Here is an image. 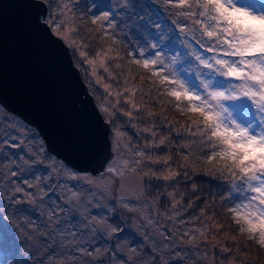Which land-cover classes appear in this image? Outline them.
<instances>
[{
	"label": "snow or ice",
	"instance_id": "1",
	"mask_svg": "<svg viewBox=\"0 0 264 264\" xmlns=\"http://www.w3.org/2000/svg\"><path fill=\"white\" fill-rule=\"evenodd\" d=\"M43 2L41 0L42 5ZM76 3L79 5V0ZM161 3L173 17L172 24L168 26L171 31L161 29L157 23L154 26L158 31L153 32L145 23L143 28L147 39L137 34L135 47L129 46L126 55L136 66V73L142 79L154 82L158 94L167 97L174 110L188 117L189 122L181 124L179 129H169L178 136L184 132L193 138L178 147L177 155L183 161L180 167L195 168V160L212 165L213 171L227 184L223 190L229 195L221 199L230 202L226 211L233 224L238 226L240 234L264 248V0H161ZM47 6L51 8L53 5L49 2ZM82 6L89 9L88 19L96 26L94 30L87 31L93 37H107L112 45H117L112 11L103 10L99 4L95 5L97 12L91 11L92 5L84 3ZM56 8V12L45 15L46 10L42 7L37 23L50 29L51 34L66 46L73 47L79 54L78 63L83 61L90 66V75L106 94L98 111L104 116L103 122L112 126L111 139L106 147L96 152L92 170L76 169L50 153L42 139L37 144L36 134L30 131L27 122L16 123L15 118L8 120L5 117L10 127L3 128L0 124V129H3L0 131V162L8 171L0 174V183L10 187L11 195L4 193L7 206L0 200V250L14 255L31 239L30 229H35L31 221L25 222V210H8L12 205L24 202L18 195L29 203H35L37 199L43 203L48 194L43 185L56 180L53 190H60L61 202L52 200L47 205V217L51 222L48 227L58 225L62 216L70 221L75 214L76 222L70 227L65 225V230L59 232L64 238L62 244L71 252L92 258L94 264H103L100 248L94 247L90 251L87 245L91 241L86 237L105 239L122 232L118 226L112 225V218L118 212L132 214L141 222L147 220L148 226H155L164 240L170 239L153 219L151 208L141 206L146 195L144 178L150 173L156 175V170L149 165L158 164L160 160L153 159L152 153L144 149H131L124 139L126 133L115 122L117 112L131 123L134 118H140L144 107L154 108L155 105H142L135 101L136 94L142 93L143 88L131 83L135 79L131 69L128 75L120 77L126 86L119 91L104 83L97 76V68H102L109 79L118 80L106 61L123 60L121 50L110 46L97 51L94 59L88 58L81 45L71 38L70 31H77L75 26L71 30L65 27V23L70 22L69 13L72 11L68 2L57 3ZM79 19L87 23L83 15ZM115 68L121 69L122 66L115 63ZM146 95L144 93L141 100ZM108 97H114V101H109ZM121 99L129 110L120 107ZM156 118L155 113H147V119L154 121ZM175 123L168 121L166 127ZM154 128L153 124L140 129L153 137L145 148H161L169 138L166 134L157 143ZM28 141L32 143L28 144L25 153L23 146ZM193 145L198 146L202 155L193 156L189 151ZM6 148H20L21 154L9 153ZM171 159L168 155L164 165L168 166ZM144 168L148 170L144 171ZM24 173L22 183L27 189H36L35 192L27 191L16 180L7 179ZM180 175L179 171H169L162 178L175 180ZM183 175L189 178L187 170ZM233 194L239 199L236 200ZM179 203L172 204V209H176ZM92 207L101 208L102 212L91 214ZM143 213L148 214L145 216ZM160 215L157 212V216ZM180 215L168 213L163 218L173 224L185 223L179 219ZM204 215V209H201V216ZM216 227L220 230L222 225ZM207 232L208 225L201 221V227L183 231L181 239L183 242V238H187L189 246L198 247L193 241L198 236L206 239ZM223 250L228 251L227 248ZM132 251L136 249L132 248ZM75 259L70 255L62 264ZM0 264H8V261L0 259ZM13 264H26V261H14Z\"/></svg>",
	"mask_w": 264,
	"mask_h": 264
},
{
	"label": "trees",
	"instance_id": "2",
	"mask_svg": "<svg viewBox=\"0 0 264 264\" xmlns=\"http://www.w3.org/2000/svg\"><path fill=\"white\" fill-rule=\"evenodd\" d=\"M44 1L47 5L49 2H51L53 5L51 8L47 6V14L57 11V3L62 4L63 2H68L69 8H71L72 11L69 13L70 22H66L65 27L71 30L73 25L75 26L77 31H70L71 38L76 40L81 45L83 50L87 53L88 58L94 59L97 51H102L103 49H106L110 46L117 47L121 50V55L124 56L123 60H119L116 62L106 61L107 66L109 67L112 74L118 76V80L109 79L108 74L105 73L102 68H97V76L104 83L111 84L115 91H119L121 88L126 86L123 83V80L120 79V77L128 75V70L131 69L132 74L135 75V79L132 80L131 83L140 85L143 88L142 93L136 94L135 101L138 104L142 105H155L154 108L144 107L142 109L140 118H134L131 123H127L128 118L120 115V113L117 112V118L115 122L116 125L126 133L124 139L128 141L131 149H144L146 152L152 153L153 159L160 160V163L158 164L149 165L151 168L156 170V175L153 176L150 173L148 177L144 178L143 186H148L149 188L147 191H145L146 195L144 196L143 201H147L148 203L149 201H156L159 203L170 201L172 199H169L170 197L167 199L168 192L166 191L165 187L174 188L176 189L175 196L180 201L178 207L175 209V211H177L176 214H183V218L184 216H189L191 220L197 222L196 228L201 227V221H203L204 224L208 225L207 238L204 239L198 236L197 240L193 241V244H197L198 247H190V251L188 252V254L187 252H184L183 255L187 254L186 256L189 258L188 262L190 261L191 264H209L210 261H213L214 264H230V262L234 261L235 264H264V248L248 239L246 235L240 234L238 226L233 224L229 214L227 213L226 209L228 208L230 202H224L221 199L222 196L229 195L227 191L223 190L227 188V184L220 178L218 173L213 171V166L205 164L199 160H195L193 161V163L196 165L195 168L188 167L187 169H185L184 167H180V164L183 163L181 156L177 155L180 142L181 140H191L193 138L188 137L187 133L184 132H182L181 135L178 136L175 131L170 132L169 129L171 127L179 129L181 124H186L189 122L188 117L183 116L178 111L174 110L167 97L158 94L156 90L157 85L154 82H149L146 78L142 79L141 75L136 73V66L130 63L129 58L126 55L128 47H135L137 40L130 39V37H128L126 34L120 32L119 27H122L121 21H117L119 18V11H128L129 16L132 20L135 21L138 29L141 28V30L144 31L143 25L147 23L148 27H150L152 30L156 29V31H158V29L154 26L155 24L158 23L161 27L163 23L169 22L172 24L173 21V17L169 15L168 11H165L161 0H79V5H77L76 0ZM84 3L93 6L91 8L92 12H97V8L95 7V5L97 4L102 5L103 10L114 9V21L116 24L114 34L118 40L117 45H112L111 41L107 37H105L104 39H101L99 35L93 37L92 33L87 31V29L94 30L96 26L92 25L91 20L88 19L89 9L82 6ZM155 10H159V13H157ZM171 11H175V9H172ZM152 12H154L155 16L152 14ZM158 14H160L158 19L161 18L162 21H158L156 23V17ZM81 15H83L84 20H86L87 23H83L79 19ZM118 24H120V26H117ZM111 31L112 30H110V32ZM118 32H120L121 36L118 34ZM143 37L147 39L145 33L143 34ZM84 45H87V47H84ZM69 49L74 64L80 70L83 81L87 85L89 92L93 95L97 106L100 107V105L104 102L106 95L104 93L103 87L101 85H97V83L95 82V78L90 75V66H88L83 61L78 63V60L80 59L78 52L75 51L73 47H69ZM113 55H115V53H113ZM115 63L121 64L122 68H115ZM150 89L151 91L149 92ZM144 93H147V95L144 97V100H141V96L144 95ZM108 100L114 101V97H108ZM108 106L111 107V103H109ZM120 107L125 111L129 110V106L124 104L123 99L120 100ZM148 112L155 113L157 118L154 121L147 119ZM0 114L4 116L0 117V124L3 125V128L10 127L8 122L5 121V117L9 118L10 120L15 118L16 123H23L18 117L2 110L1 107ZM163 117H167L168 119L165 120L163 119ZM168 121H175L176 123L174 125L166 127ZM153 124L155 125L154 130L157 132V136L155 137L157 143L159 139L166 134L169 136V138L166 141L165 145H163L161 148L149 149L145 148V145L148 143V140L149 142L152 141L153 137L150 133L142 132L140 131V129L151 127ZM109 129L111 139V125H109ZM2 130L3 129H0V131ZM30 131L36 134L37 144H39L41 138L39 137L37 132L31 127ZM16 143H19V141H16ZM31 143L32 141H28L24 146H27ZM17 149L18 150L16 151L11 148H6L5 150L9 153L14 152L17 155L21 154V149ZM189 151L192 152L193 156H196L197 154L202 155V153L199 152L197 145H193V148L189 149ZM168 155H171L172 159L169 161L168 166H165L163 161ZM2 164L3 162H0V165ZM40 168L43 171V165H41ZM147 170V168H144V171ZM185 170H187L189 174V178L187 179L183 175ZM17 171H19V169H17ZM169 171H179L181 175L175 180L166 181L162 178V176ZM25 175L26 173L18 177H14L13 180L21 183ZM33 182H35V180H33ZM43 186L46 189L48 188L47 184ZM193 186H195V191H193ZM8 187L6 184L0 185V198L5 197V192H8V194L11 195V191ZM233 195L236 200L239 199L238 196H235V194ZM4 199L6 200V198ZM24 207L25 206H19V204H17L12 205L10 208L13 209L12 211H15L18 208L23 209ZM201 209H204L205 212V215L203 217L201 216ZM163 211L166 212V215L168 214V211L170 213V209L168 208L163 209ZM198 217L199 219H197ZM207 217H210L211 219H207ZM113 220L119 222L120 218H113ZM164 221L166 223V228L169 229L168 232L170 234H173L176 237H178L179 234H182V231L179 232L178 229L179 223L173 224L171 220L167 219H165ZM25 222L27 223L28 221ZM34 225L35 228H37L34 233L40 234L38 224ZM217 225H222L220 230H217ZM161 226H163L162 223ZM33 237L34 235L31 237L32 240ZM40 238L41 234L39 236L37 235L36 241L40 240ZM204 244H206L207 246L201 248L200 245ZM213 245H216V247L222 246L223 253L221 254L220 252H213L211 250V248L214 247ZM223 248H227L228 251H224ZM19 249L23 250L24 254L28 252L27 256H23V259L21 258L20 260V262L26 261V264H62L63 261L67 260L65 259L59 261L58 263H51L50 260L47 259L49 253L45 254L46 252L42 251V249H45L43 241L42 245L39 246H35L33 243L31 244L27 242L23 247ZM50 250L52 249L50 248ZM50 253L52 252L50 251ZM68 253L69 252L67 251V254ZM16 254L17 252L12 255L7 251L0 250V259L7 260L8 264H13L14 261H17V258H15ZM70 255L71 254L67 255L66 257H69ZM155 264H159L157 259Z\"/></svg>",
	"mask_w": 264,
	"mask_h": 264
},
{
	"label": "water",
	"instance_id": "3",
	"mask_svg": "<svg viewBox=\"0 0 264 264\" xmlns=\"http://www.w3.org/2000/svg\"><path fill=\"white\" fill-rule=\"evenodd\" d=\"M42 7L47 15L41 0H0V106L27 122L50 153L92 170L109 125L69 47L37 23Z\"/></svg>",
	"mask_w": 264,
	"mask_h": 264
},
{
	"label": "rangeland",
	"instance_id": "4",
	"mask_svg": "<svg viewBox=\"0 0 264 264\" xmlns=\"http://www.w3.org/2000/svg\"><path fill=\"white\" fill-rule=\"evenodd\" d=\"M108 10L112 11L113 15L115 14L114 9H108ZM155 11L159 13L157 10ZM152 14L154 15V12H152ZM118 16L119 18L117 21H121L122 27L120 26V24H118L117 26H120L119 29L121 33L126 34L128 37H130V39H134V40L136 39L137 34H139L140 36H143L144 31L141 30V28L140 29L137 28L135 21L131 19V17L128 14V11L123 12L120 10ZM159 16L160 14H158L156 17V23L158 21H162L161 18L158 19ZM169 25H171V23L165 22L161 26V29L167 30L170 32L171 30L168 28ZM152 31L157 32L156 29H153ZM120 32H118V34L121 36ZM177 35L179 34L177 33ZM177 47H179L178 42H177ZM1 109L4 110L2 107ZM0 117H4V116L0 114ZM8 120L10 119L8 118ZM188 141L190 140H184V141L181 140L180 145H183ZM35 142L37 143V139ZM148 143H149V140H148ZM27 146L23 147L25 149L24 151L25 153L27 152ZM16 150L18 149H14V151ZM7 170L8 169L4 167V164L0 165V174H3ZM7 179L13 180V177H7ZM66 183L71 184L73 182L66 181ZM20 184L22 187L26 188L27 191L28 190L30 192L36 191V189H27V186L24 185L22 182ZM55 184H56V180L52 181V183L47 184L48 194L47 196H45L43 203H41L39 199H37L35 203H29L27 202L25 197H21L18 195V198H21L24 200V202L19 204V206L20 205L25 206L23 210H25L27 213V216L23 218L25 219V221H31L34 224H38V228L41 234L40 240L36 241L37 235L39 236L40 234L34 233V231L37 228H35L34 230L31 229L32 236L34 235V237H33V240L31 238V240H29L28 242L31 244L33 243L35 246H39V245H42V241H43V245H45V249H42V251L46 252L45 254L49 253V255L47 256V259H49L51 263H58L59 261L65 260V259L68 260V257L66 256L71 254L72 256H75L76 259L73 261H70L69 264H79V263L82 264L83 261L84 263L89 262V264H94V262H92V258L87 257V256L82 257L80 256L79 253L71 252V249L69 247H66L61 242L64 238L59 235V232L65 230L64 228L65 225H68L70 227L71 224L76 222L77 216L75 214L71 217L70 221L64 220L62 216L58 225H53L51 228L48 227V225L51 222L48 220V217H47V212H48L47 205L52 200L61 202L60 190L59 189L53 190L55 188ZM0 185H4V183H0ZM8 188L10 189V187ZM148 188H149L148 186L146 187L143 186L144 191H147ZM165 188H166V191L168 192L167 193L168 197L166 196L167 199L169 197H170L169 199H172L170 201H165V205H163L162 202L159 203L156 201H149L151 204H153V206L141 205L143 208H149V207L151 208V215L153 219L160 226H161V223L163 224L162 226L163 233H164V230L165 231L167 230L166 223L164 221L165 219L163 218L164 216H166V212H164L163 209H166V208L170 209V213L175 216L177 211H175V209H172L171 206L172 204L176 203V201H179V199L176 198L175 196L176 189L168 188V187H165ZM4 198H0V200H3L5 202V206H7V200H5ZM141 203H148V202L142 200ZM167 203H170V206L167 205ZM177 207H178V204L176 208ZM8 210L11 212L13 209L9 208ZM101 212H102V209L98 207H92L90 209L91 214H97ZM157 212L161 213L162 215L157 216ZM143 214L147 216L148 213H143ZM113 218H116V219L120 218V221L119 222L115 221L113 220ZM113 218H112V225L114 227L118 226L120 229H122V232L112 235L111 238L106 237L105 239H93L91 237H86V239H89L91 241L87 245L90 251L94 247L100 248V256L103 258V264H112L114 252L113 251L111 252V250L113 249V246L115 243L118 244V249L120 250V254L123 257L122 261H120L121 263L118 262V264H125L124 260H127L126 257L131 259L130 264H154L156 259L159 264H165V262H167V264H180V262H183V261L185 264H188V263L191 264L190 261L188 262L189 258L186 256L188 252L190 251L189 248L191 247L186 241L187 238L186 239L183 238V242H182L180 234L178 237H176L175 235L169 233L170 239L164 240L163 235L160 234V231L157 230L155 226H151V227L148 226L147 220H145L144 222H141L137 220L134 216H132V214L123 213V214L116 215ZM182 218H183V214L180 216V220H182ZM182 221H184L185 223H179V226H178L179 232L188 231L192 227H197V222L194 220H191L189 216H184ZM181 225H182V229H181ZM145 233H147V235L149 234L150 236H145ZM116 236L120 238L117 240ZM125 237H127L128 239H124ZM107 240L110 242V245L107 251L104 252L105 251L104 243ZM205 246L207 245L206 244L200 245L201 248ZM50 248L52 250H50ZM132 248H135L136 251L133 252ZM211 250L213 252H220L221 254L223 253L222 246L212 247ZM50 251L52 253H50ZM67 251L69 252L68 254H67ZM184 252L185 253L187 252V254L183 255ZM27 254L28 252L24 254L23 250L19 249L17 251L15 258H17V261H20L21 258L23 259V256L25 257L27 256ZM105 255L106 257H104ZM180 257H183V259H181ZM209 264H214V262L210 261Z\"/></svg>",
	"mask_w": 264,
	"mask_h": 264
},
{
	"label": "flooded vegetation",
	"instance_id": "5",
	"mask_svg": "<svg viewBox=\"0 0 264 264\" xmlns=\"http://www.w3.org/2000/svg\"><path fill=\"white\" fill-rule=\"evenodd\" d=\"M141 205H148V206H153V204H151L150 202L149 203H141ZM163 205H165V203H163ZM167 205L170 206V203H167ZM179 205V204H178ZM119 214H123L122 212H118L117 215ZM169 229H167L166 231L164 230V233L163 234H166L169 236V232H168ZM124 235V234H123ZM122 235V236H123ZM145 236H150L149 234L148 235H145ZM170 237V236H169ZM117 240L120 238L118 236H116ZM117 242V241H116ZM114 252L113 254V260H112V264H118V262L122 261V256L120 254V250L118 249V244L115 243L114 246H113V249L111 250V252ZM152 252V251H150ZM130 256V255H129ZM116 258V259H115ZM127 260H124V263L125 264H130L131 262V259H129L128 257H126ZM121 263V262H120ZM184 263V261H183ZM81 264V263H80ZM82 264H85V263H82ZM185 264V263H184Z\"/></svg>",
	"mask_w": 264,
	"mask_h": 264
}]
</instances>
